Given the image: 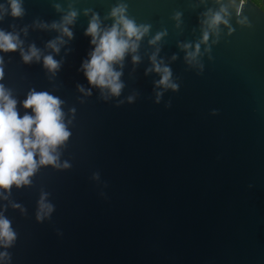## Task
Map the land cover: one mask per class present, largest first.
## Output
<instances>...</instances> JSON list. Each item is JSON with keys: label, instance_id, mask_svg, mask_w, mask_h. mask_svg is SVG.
<instances>
[{"label": "water", "instance_id": "obj_1", "mask_svg": "<svg viewBox=\"0 0 264 264\" xmlns=\"http://www.w3.org/2000/svg\"><path fill=\"white\" fill-rule=\"evenodd\" d=\"M18 2L14 17L0 0V31L22 42L0 50V85L20 118L35 115L31 92L58 98L70 136L50 149L55 164L37 149L29 183L0 188L15 233L0 239V264H264V11L253 0ZM121 6L147 31L112 62L113 95L82 65L93 16L102 34ZM222 7L227 24L211 25ZM31 46L39 59L26 63ZM154 60L176 89L157 83Z\"/></svg>", "mask_w": 264, "mask_h": 264}, {"label": "clouds", "instance_id": "obj_2", "mask_svg": "<svg viewBox=\"0 0 264 264\" xmlns=\"http://www.w3.org/2000/svg\"><path fill=\"white\" fill-rule=\"evenodd\" d=\"M10 6L12 16L18 17L23 14L18 0H10ZM124 10L123 6L112 10V16L118 17L117 23L113 24L109 30L103 31L102 34L99 32L97 18L93 16L86 33L92 36L91 43L96 47L90 54V60L82 65L85 70L84 74L90 84L101 88L107 87L113 95L120 94L122 84L118 82L120 73L113 70L112 62L121 60L130 47L135 51L136 42L131 41L130 43V38L135 37L139 40L147 31V26L137 27L132 20L127 19L123 15ZM221 13L226 14V9L222 7L212 16L211 25H217L220 22L227 24ZM75 15L76 13L72 12L65 19L70 23ZM121 24L122 30H118V25ZM64 32L71 37L72 33L67 28H64ZM122 32L129 39H125ZM159 35L156 39H159ZM207 38L208 34L205 33L204 39L207 40ZM20 43L22 42L12 33L0 31V50L15 51ZM49 47L59 51L55 42H50ZM21 55L26 63L30 62L33 57L39 59L38 49L35 46H31L27 53L21 49ZM133 59L137 60L138 57L134 56ZM0 63H2V58H0ZM44 65L50 70L59 67L58 62L51 55L44 57ZM155 71L162 72L161 79L157 83L173 89L178 87L170 82V69L161 68L159 64H155ZM2 77L3 71L0 69V78ZM81 90L83 91L82 88ZM0 102H2L0 103V188L9 189L13 184L19 187L22 183H29L28 177L37 168V162L34 159L37 149L41 165L55 164L57 157L50 149L55 150L57 145L68 139L70 133L61 123L62 112L59 107L61 101L47 92L33 91L24 100L23 106L26 109L31 108L35 113L34 116L26 113L20 118L16 111V101L6 94L3 85H0ZM41 207L47 208L49 212L52 210L50 205L42 204ZM0 239H3L6 245H10L15 239V233L10 228V221L3 217H0Z\"/></svg>", "mask_w": 264, "mask_h": 264}, {"label": "flooded vegetation", "instance_id": "obj_3", "mask_svg": "<svg viewBox=\"0 0 264 264\" xmlns=\"http://www.w3.org/2000/svg\"><path fill=\"white\" fill-rule=\"evenodd\" d=\"M254 3L264 11V0H253Z\"/></svg>", "mask_w": 264, "mask_h": 264}, {"label": "built area", "instance_id": "obj_4", "mask_svg": "<svg viewBox=\"0 0 264 264\" xmlns=\"http://www.w3.org/2000/svg\"><path fill=\"white\" fill-rule=\"evenodd\" d=\"M239 3H243L245 0H236Z\"/></svg>", "mask_w": 264, "mask_h": 264}]
</instances>
